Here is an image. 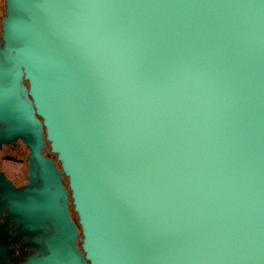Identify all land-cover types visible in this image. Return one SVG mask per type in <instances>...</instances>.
Instances as JSON below:
<instances>
[{
  "label": "water",
  "instance_id": "obj_1",
  "mask_svg": "<svg viewBox=\"0 0 264 264\" xmlns=\"http://www.w3.org/2000/svg\"><path fill=\"white\" fill-rule=\"evenodd\" d=\"M135 2L6 0L0 35V145L22 140L30 150V175L24 187L1 192L0 207L18 224L14 231L25 240L24 248L39 250L20 262L264 264V18L225 33L209 54L240 97L242 198L228 230L189 239L146 226L156 207L142 161L131 154L101 157L94 137L110 123L94 69L111 18L82 6ZM146 55L145 70L152 72L162 52L149 46ZM7 224L1 227L2 257L9 253Z\"/></svg>",
  "mask_w": 264,
  "mask_h": 264
},
{
  "label": "clouds",
  "instance_id": "obj_2",
  "mask_svg": "<svg viewBox=\"0 0 264 264\" xmlns=\"http://www.w3.org/2000/svg\"><path fill=\"white\" fill-rule=\"evenodd\" d=\"M82 7L111 18L94 69L109 106L110 123L94 134L101 157L142 161L156 207L149 229L189 239L224 233L242 198L240 97L209 54L225 33L258 24L264 0ZM149 46L162 52L152 72L145 70Z\"/></svg>",
  "mask_w": 264,
  "mask_h": 264
},
{
  "label": "flooded vegetation",
  "instance_id": "obj_3",
  "mask_svg": "<svg viewBox=\"0 0 264 264\" xmlns=\"http://www.w3.org/2000/svg\"><path fill=\"white\" fill-rule=\"evenodd\" d=\"M5 11L6 0H0V35L2 34V23L5 17ZM48 150L45 154L50 153ZM29 154L30 150L22 140L0 145V194L3 190H5L7 195L9 193V187L18 189L29 183ZM51 157L56 159V157L52 154ZM57 164L59 165L58 162ZM64 184L67 188H69L67 178L64 179ZM70 210L73 218L77 219L72 205H70ZM5 224H7L6 230L9 233V246L6 250L9 253L4 254L2 257L1 227ZM17 226L18 224L16 221L13 218L8 217V209L6 207L5 209L0 207V264H2V259H4L5 264H21L20 259H29L32 255L39 251L24 248L25 240L18 237V234L14 231V228Z\"/></svg>",
  "mask_w": 264,
  "mask_h": 264
},
{
  "label": "trees",
  "instance_id": "obj_4",
  "mask_svg": "<svg viewBox=\"0 0 264 264\" xmlns=\"http://www.w3.org/2000/svg\"><path fill=\"white\" fill-rule=\"evenodd\" d=\"M48 151L50 152V149Z\"/></svg>",
  "mask_w": 264,
  "mask_h": 264
}]
</instances>
